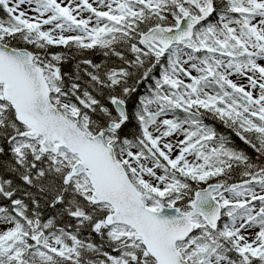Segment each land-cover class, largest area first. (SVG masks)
Masks as SVG:
<instances>
[{"label": "snow or ice", "instance_id": "1", "mask_svg": "<svg viewBox=\"0 0 264 264\" xmlns=\"http://www.w3.org/2000/svg\"><path fill=\"white\" fill-rule=\"evenodd\" d=\"M0 264H264V0H0Z\"/></svg>", "mask_w": 264, "mask_h": 264}, {"label": "trees", "instance_id": "2", "mask_svg": "<svg viewBox=\"0 0 264 264\" xmlns=\"http://www.w3.org/2000/svg\"><path fill=\"white\" fill-rule=\"evenodd\" d=\"M208 122L211 123V121H208ZM215 126H216V128H217V130H218L219 132H221V133H225V134L228 133V130L225 129L222 125L216 124ZM233 139H236V138L233 137ZM237 143L240 145V147H242V148H246V146L243 145V144H242L241 142H239L238 140H237ZM248 151L251 153V149H248Z\"/></svg>", "mask_w": 264, "mask_h": 264}]
</instances>
